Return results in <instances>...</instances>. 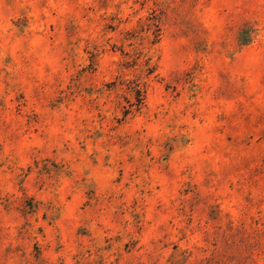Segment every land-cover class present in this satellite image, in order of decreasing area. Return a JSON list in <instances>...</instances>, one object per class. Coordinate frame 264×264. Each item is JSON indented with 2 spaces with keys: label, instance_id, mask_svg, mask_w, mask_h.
<instances>
[{
  "label": "rangeland",
  "instance_id": "rangeland-1",
  "mask_svg": "<svg viewBox=\"0 0 264 264\" xmlns=\"http://www.w3.org/2000/svg\"><path fill=\"white\" fill-rule=\"evenodd\" d=\"M0 264H264V0H0Z\"/></svg>",
  "mask_w": 264,
  "mask_h": 264
}]
</instances>
